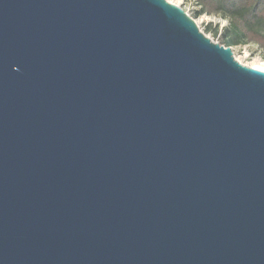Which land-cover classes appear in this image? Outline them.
Here are the masks:
<instances>
[{"label": "water", "instance_id": "obj_1", "mask_svg": "<svg viewBox=\"0 0 264 264\" xmlns=\"http://www.w3.org/2000/svg\"><path fill=\"white\" fill-rule=\"evenodd\" d=\"M0 264H264V71L167 0H0Z\"/></svg>", "mask_w": 264, "mask_h": 264}, {"label": "trees", "instance_id": "obj_2", "mask_svg": "<svg viewBox=\"0 0 264 264\" xmlns=\"http://www.w3.org/2000/svg\"><path fill=\"white\" fill-rule=\"evenodd\" d=\"M200 7L199 15L221 16L229 20V27L220 34L225 47L259 45L264 50V0H195Z\"/></svg>", "mask_w": 264, "mask_h": 264}, {"label": "rangeland", "instance_id": "obj_3", "mask_svg": "<svg viewBox=\"0 0 264 264\" xmlns=\"http://www.w3.org/2000/svg\"><path fill=\"white\" fill-rule=\"evenodd\" d=\"M169 3L181 7L196 22L200 32L208 37L212 42L223 45L222 37L215 36L219 29L220 34L229 27V20L221 16H209L207 14L199 15L200 7L195 0H167ZM258 31L264 33V29L255 27ZM233 49L234 58L239 63L252 67L264 63V50L257 44L250 43L246 46H229ZM227 48V47H226Z\"/></svg>", "mask_w": 264, "mask_h": 264}, {"label": "bare ground", "instance_id": "obj_4", "mask_svg": "<svg viewBox=\"0 0 264 264\" xmlns=\"http://www.w3.org/2000/svg\"><path fill=\"white\" fill-rule=\"evenodd\" d=\"M252 67H255V68L259 69V70L264 71V63H262V64H258V65H254V66H252Z\"/></svg>", "mask_w": 264, "mask_h": 264}]
</instances>
